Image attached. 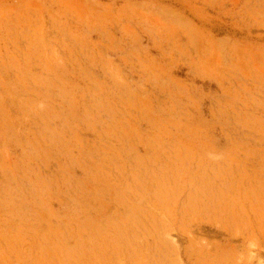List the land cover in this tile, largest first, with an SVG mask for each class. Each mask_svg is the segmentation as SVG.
Listing matches in <instances>:
<instances>
[{"label": "rangeland", "instance_id": "374dc122", "mask_svg": "<svg viewBox=\"0 0 264 264\" xmlns=\"http://www.w3.org/2000/svg\"><path fill=\"white\" fill-rule=\"evenodd\" d=\"M0 264H264V0H0Z\"/></svg>", "mask_w": 264, "mask_h": 264}, {"label": "bare ground", "instance_id": "6f19581e", "mask_svg": "<svg viewBox=\"0 0 264 264\" xmlns=\"http://www.w3.org/2000/svg\"><path fill=\"white\" fill-rule=\"evenodd\" d=\"M255 256V255H254Z\"/></svg>", "mask_w": 264, "mask_h": 264}]
</instances>
